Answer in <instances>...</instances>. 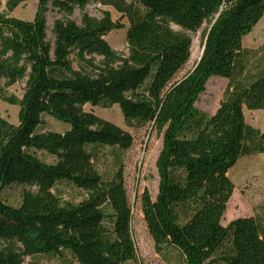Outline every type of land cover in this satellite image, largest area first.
I'll return each instance as SVG.
<instances>
[{"label":"trees","instance_id":"obj_1","mask_svg":"<svg viewBox=\"0 0 264 264\" xmlns=\"http://www.w3.org/2000/svg\"><path fill=\"white\" fill-rule=\"evenodd\" d=\"M27 1L6 0L11 11ZM36 1L32 20L0 13V83L26 80L21 97L0 95L19 107L17 124L0 116V264H40L42 256L64 264L139 263L123 168H99L107 149L126 151L134 137L87 104L118 106L129 126L162 134L157 194L139 195L157 252L174 249L180 264H264L258 217L222 223L235 188L230 170L244 156L264 154V130L245 117V109L264 110V45L243 44L264 16V0ZM92 2L121 17L71 18ZM51 9L63 15L53 38ZM122 28L127 55L106 39ZM201 29V59L179 77ZM212 76L228 85L208 113L196 103ZM44 115L70 127L40 131ZM14 187L19 205L3 197Z\"/></svg>","mask_w":264,"mask_h":264},{"label":"rangeland","instance_id":"obj_2","mask_svg":"<svg viewBox=\"0 0 264 264\" xmlns=\"http://www.w3.org/2000/svg\"><path fill=\"white\" fill-rule=\"evenodd\" d=\"M38 7V1L30 0L20 4L13 11L7 7L6 0H0V13H6L10 16L32 20ZM104 11H109L112 18L117 20L121 14L112 6H104L97 2L89 3L85 9H77L71 16L72 19L81 22L83 14L86 12L92 17H102ZM62 14L57 10L51 9L47 12L48 37L53 38L52 28L56 19L62 18ZM127 24V19L122 20ZM202 29L193 35L192 53L189 61L185 64L179 73V77L190 71L199 60L203 48ZM106 39L112 48L121 55L128 54V44L126 41V28L110 32ZM244 47L248 49H258L264 45V16L256 24L253 30L244 37ZM97 60H100L98 58ZM77 67V63H75ZM228 85V79L218 76H212L206 90L201 94L197 107L205 112L214 113L223 98ZM26 86V80L6 87L3 82L0 83V95H16L21 97ZM86 110H94L97 114L106 117L129 130L134 143L126 151L110 152L106 150L99 168L103 172L105 169L114 170L121 166L124 171L125 185L131 203L134 205V218L132 222L133 236L136 242L139 263L138 264H180V256L174 249L165 250L163 253L157 252L154 241L150 236L147 225L143 218L139 195L147 189L153 197L158 191V170L157 158L162 148V134L152 130L150 126L132 127L125 123L122 113L118 106L112 108L92 107L90 104L85 106ZM0 116L6 118L9 122L17 124L19 120V107L13 105L0 96ZM246 121L262 130H264V110L245 109ZM69 124L58 121L51 116L44 115L43 122L39 127L40 131L55 130L63 131ZM119 153V158L115 157ZM39 155L46 161L51 157L45 153L39 152ZM114 157V158H113ZM235 188L227 204L222 223L227 225L230 221L238 217L256 216L264 224V154H252L242 157L237 165L229 172ZM21 189L14 187L8 189L4 194V199L13 204L19 205L21 198ZM74 193H68L66 197H72ZM138 197V198H137ZM80 196H77V200ZM30 258H27L29 261ZM40 264H64L61 258L55 256L39 257ZM134 264V263H131Z\"/></svg>","mask_w":264,"mask_h":264},{"label":"water","instance_id":"obj_3","mask_svg":"<svg viewBox=\"0 0 264 264\" xmlns=\"http://www.w3.org/2000/svg\"><path fill=\"white\" fill-rule=\"evenodd\" d=\"M204 48H205V45H203L202 52H201V56H202V54H203V52H204ZM201 56H200L199 59H201Z\"/></svg>","mask_w":264,"mask_h":264}]
</instances>
